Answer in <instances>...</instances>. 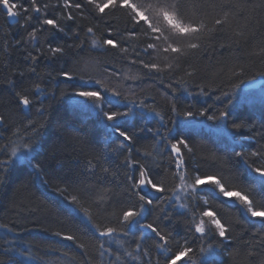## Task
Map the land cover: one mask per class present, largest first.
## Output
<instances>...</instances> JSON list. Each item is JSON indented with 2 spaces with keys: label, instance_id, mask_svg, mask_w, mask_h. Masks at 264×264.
<instances>
[{
  "label": "snow or ice",
  "instance_id": "6c2138e0",
  "mask_svg": "<svg viewBox=\"0 0 264 264\" xmlns=\"http://www.w3.org/2000/svg\"><path fill=\"white\" fill-rule=\"evenodd\" d=\"M0 14L15 19L22 30L19 38L12 40L7 34L0 42V71L8 73L9 96L7 102L0 100V141H6L0 144V156L6 157L0 160V184L6 181L9 166L21 148L35 151L42 125L31 118L32 110L35 108L43 117L41 97L49 96L31 78H41L38 69L42 59L59 60L68 48L79 49L84 55L72 68H61L57 74L81 82L80 87L86 90L76 95L91 101L97 114L108 122L106 128L114 137L109 145L111 153L124 156L118 164L111 154L105 155L103 162L88 160L83 179L57 187L72 211L89 226L77 229L78 234H52L57 243L71 242L79 250L78 264H196L194 245L199 244V252L204 253V242H209V248L225 241L238 243L239 238L233 236L234 225L208 207L210 200L202 187L206 184L213 186L212 199L237 206L240 215L255 228L242 243L247 246L246 258H257L254 262L249 259L248 264H264V130L255 131L254 125L231 120L237 133L247 129L252 135L246 138L258 145L250 151L242 145L240 151L234 149V155L247 169L261 177L259 191L251 188L242 193L228 185L223 176L191 168L187 158L195 154V149L188 138L183 133L173 134L175 129L168 123L175 121L165 120L154 97L140 98L142 85L149 80L165 86L162 95L168 98L167 108L173 114L178 113L175 97L179 91L209 96L218 90L220 95L215 100L229 97L230 92L221 85L230 84L234 92L239 84L233 81L244 82L250 58L264 65V0H0ZM58 33L71 34L79 42L65 45L48 39ZM208 52L214 55L205 63ZM13 53L18 55L15 64ZM109 56L120 67L105 65L100 75L99 58ZM257 75L264 76V71ZM113 79L115 84L111 83ZM91 85L96 86L95 90H87ZM102 92L128 101L158 120L153 151L136 157L133 145L137 133L143 131L130 125L136 113L127 104L123 111L113 107ZM150 98L151 104L147 102ZM105 104L110 106L107 111ZM231 104L229 99L223 109L210 111L213 105L209 104L197 112L189 107L178 114L229 121ZM5 132L9 133L7 137ZM35 167L39 169L40 165ZM121 169L123 178L119 179ZM154 211L159 214L149 219L147 214ZM173 214L184 217L187 223V234L180 239L162 226L164 221H171ZM236 223L243 222L237 219ZM17 228L15 223H0V264H46L44 257L52 252H42ZM90 245L98 259L89 253ZM239 254L238 246L228 253L232 264H237ZM62 255L67 257L68 253ZM17 256L23 260L17 261ZM70 259L77 264L75 256Z\"/></svg>",
  "mask_w": 264,
  "mask_h": 264
},
{
  "label": "trees",
  "instance_id": "16d2710c",
  "mask_svg": "<svg viewBox=\"0 0 264 264\" xmlns=\"http://www.w3.org/2000/svg\"><path fill=\"white\" fill-rule=\"evenodd\" d=\"M21 31L19 24L8 23L6 16L0 14V42H2V37L7 34H10L9 39L19 38ZM48 39L65 45L79 42L72 38L71 34L65 36L58 33L55 36H49ZM44 46L46 47V44ZM83 55L84 53L79 49L68 48L66 55L59 60H41L38 69L41 78L37 80L36 77H32L31 79L40 84L49 98L41 97L44 100L45 109L43 117L37 115L35 108L32 110L31 118L42 125L34 144L35 151L29 152L21 148L18 154L20 159L13 161L9 166L10 170L7 173L6 181L0 184V223L17 224V231L26 241L40 247L42 252L51 251V255L44 257L46 264H72L70 258L73 256L76 257L78 264L79 250L71 242L60 241L57 243V237L52 234L57 231L64 234H78L77 229L84 230L89 227L82 216L72 211L69 201L57 191V187L63 188L83 179L81 174L88 160H93L95 163L96 159H100L103 162V157L107 154H111L117 164L124 159V156L117 157L115 153H111L109 145L112 144L114 137L109 135V130L106 128L108 122L97 114L92 102L83 97L81 101L78 100L79 102L73 100L77 97V91L86 90L80 87L81 82L78 79L68 81L57 74L61 68L65 70L72 68L79 56ZM213 55L212 52L205 53L204 62H207V57ZM99 59L101 61L100 75H103L105 65L117 64V67H120L111 56ZM216 59H219L218 54H216ZM11 60L15 64L18 55L13 53ZM260 71H264V65L258 59L250 58L249 71L242 77L244 82L233 81V83L239 84L234 92L230 84L221 85L224 91L230 92V96L222 97L220 101L215 100V97L220 95L218 90L211 92L209 96H190L183 91L176 93L178 113L189 110V107L192 111L197 112L209 104L213 105V109L210 111L223 109L231 99L232 104L229 109L232 111V117L229 121H209L199 116L186 118L178 113L169 112L168 98L162 95L165 86L158 82L145 81L142 85L144 91L140 93V98L154 97L159 105L158 110L165 114V120L175 121V124L168 123V127L175 129L174 135L183 133L188 138L195 149V154L187 158L191 168H198L200 172L209 175L223 176L228 185L236 187L242 193L250 191L251 188L259 191L261 178L247 169L243 161L234 155V149L240 151L242 145L245 151H250L258 145L254 140L246 138L252 135L247 129H241L237 133V130L231 127V120L235 119L236 122L243 121L254 125L255 131L264 130L261 128L264 125V94L246 100V102L237 103L241 100L242 86L247 81L264 80V76L257 75ZM7 77L8 73L0 71V90H3L0 92V100L3 102H7L9 99L6 91ZM111 83L115 84V80L113 79ZM95 87V85H91L87 90H95ZM137 92H140V89H137ZM102 94L112 102L113 107L123 111L127 104L136 113L132 117L130 125L137 129H143L137 133L133 145L136 157L139 158L145 151H153L152 146L155 143L153 133L158 127V120L147 115L144 110L129 104L128 101L118 100L106 92H102ZM147 102L151 104L152 99H148ZM109 107L108 104L103 105L105 111L109 110ZM184 120L192 123L184 125ZM148 129H152L153 132H149ZM4 135L7 137L9 133L5 132ZM13 140L19 143L15 137ZM5 142L0 141V144ZM153 155H156L155 151ZM22 158L23 160H21ZM2 159H6V157L0 156V160ZM37 163L40 165L39 169L35 167ZM122 178L123 169L120 170L119 179ZM202 187L204 195L210 200L208 207L217 211L224 220L234 225L233 236L239 238V242L225 241L222 244H215L211 248L208 246L209 242H204L203 246L207 249L204 253L199 252V244L194 245L197 248L194 256L196 264H232L228 253L237 246L240 249V254L236 258L237 264H248L249 259L254 262L256 257L246 258L247 246L242 241L249 239L255 228L245 221V217L240 215L237 206H228L226 200L221 203L219 198L212 199V185L206 184ZM68 191L71 193L72 189L69 188ZM158 214L154 211L147 215L149 219H152L154 215ZM237 219L243 223H236ZM162 226L172 230L177 239L187 234L185 218L178 214H173L171 221H164ZM255 227L258 228L259 224ZM132 248H134V244L128 250L131 251ZM65 252L68 253L67 257L62 255ZM89 253L98 259L97 253L91 245ZM15 259L23 260L19 256ZM178 264H184V261H180Z\"/></svg>",
  "mask_w": 264,
  "mask_h": 264
},
{
  "label": "rangeland",
  "instance_id": "374dc122",
  "mask_svg": "<svg viewBox=\"0 0 264 264\" xmlns=\"http://www.w3.org/2000/svg\"><path fill=\"white\" fill-rule=\"evenodd\" d=\"M242 91H243L242 96L240 95L241 100H239L237 103H241L242 101L246 102V100H250L251 98H255V97H258V96H261L262 94H264V80H262L260 85L257 86L256 88L248 89V90L243 89ZM73 100L74 101H78V100L81 101L82 97L77 96ZM184 123H185L184 125H188V123H192V122L184 120ZM194 125H195V123H194ZM17 159L19 160L20 158H18V157L13 158V161H16ZM21 160H23V158Z\"/></svg>",
  "mask_w": 264,
  "mask_h": 264
},
{
  "label": "water",
  "instance_id": "95a60500",
  "mask_svg": "<svg viewBox=\"0 0 264 264\" xmlns=\"http://www.w3.org/2000/svg\"><path fill=\"white\" fill-rule=\"evenodd\" d=\"M7 18V17H6ZM8 22L10 24L16 23L15 19L12 18H7ZM261 80L260 79H256V80H251V81H247L244 85L243 88L244 89H251V88H256L259 84H260ZM261 178V177H260Z\"/></svg>",
  "mask_w": 264,
  "mask_h": 264
},
{
  "label": "bare ground",
  "instance_id": "6f19581e",
  "mask_svg": "<svg viewBox=\"0 0 264 264\" xmlns=\"http://www.w3.org/2000/svg\"><path fill=\"white\" fill-rule=\"evenodd\" d=\"M8 21V20H7ZM9 23V22H8ZM242 88H243V86H242ZM244 89V88H243ZM18 161V160H17Z\"/></svg>",
  "mask_w": 264,
  "mask_h": 264
}]
</instances>
